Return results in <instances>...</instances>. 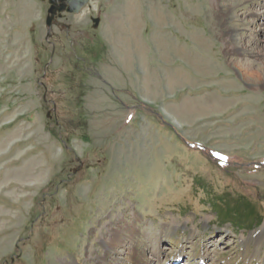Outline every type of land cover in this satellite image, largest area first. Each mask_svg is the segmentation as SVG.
Here are the masks:
<instances>
[{"label": "rangeland", "instance_id": "374dc122", "mask_svg": "<svg viewBox=\"0 0 264 264\" xmlns=\"http://www.w3.org/2000/svg\"><path fill=\"white\" fill-rule=\"evenodd\" d=\"M49 7L0 0V264H264V0H90L50 41Z\"/></svg>", "mask_w": 264, "mask_h": 264}, {"label": "water", "instance_id": "95a60500", "mask_svg": "<svg viewBox=\"0 0 264 264\" xmlns=\"http://www.w3.org/2000/svg\"><path fill=\"white\" fill-rule=\"evenodd\" d=\"M49 3L50 8L46 21L49 28L48 35H50V30L53 27V21L58 13H80L81 9L89 3V0H49ZM95 22L97 23L96 25H98L99 19L96 18Z\"/></svg>", "mask_w": 264, "mask_h": 264}, {"label": "bare ground", "instance_id": "6f19581e", "mask_svg": "<svg viewBox=\"0 0 264 264\" xmlns=\"http://www.w3.org/2000/svg\"><path fill=\"white\" fill-rule=\"evenodd\" d=\"M81 13V12H80ZM138 220V218L136 217V219L134 220V224H133V226H136V221ZM127 227H131V225L130 224H127ZM112 237H109V239H107V241H105V243H106V247H107V252H109V253H111L112 251H114L115 250V247L117 246V244H118V242H119V240H118V236H119V234H120V230H117L116 228H113L112 229ZM252 242H254L255 244H256V253L257 252H259L260 251V249H261V246H262V244H263V242H264V236H262V235H254V236H251L250 238H249V240H247L246 241V243L247 244H250V243H252ZM137 259V258H136ZM149 260V259H148ZM137 261V260H136ZM146 264L147 263V261L143 258V260L142 261H140V264ZM135 264H139V263H136L135 262Z\"/></svg>", "mask_w": 264, "mask_h": 264}, {"label": "flooded vegetation", "instance_id": "af4514ba", "mask_svg": "<svg viewBox=\"0 0 264 264\" xmlns=\"http://www.w3.org/2000/svg\"><path fill=\"white\" fill-rule=\"evenodd\" d=\"M59 22H66V23H69L65 18H64V15L61 16V18H59ZM65 32V31H64Z\"/></svg>", "mask_w": 264, "mask_h": 264}]
</instances>
